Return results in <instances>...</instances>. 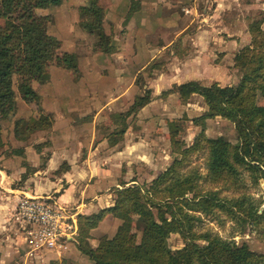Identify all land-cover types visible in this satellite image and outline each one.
Wrapping results in <instances>:
<instances>
[{"label":"rangeland","instance_id":"rangeland-1","mask_svg":"<svg viewBox=\"0 0 264 264\" xmlns=\"http://www.w3.org/2000/svg\"><path fill=\"white\" fill-rule=\"evenodd\" d=\"M98 3L105 12L107 0H98ZM45 8L54 15L51 13L42 15L39 9L43 8L35 9V14L40 17L47 16L46 32L55 37L60 43L57 51L59 57L57 61L49 64L46 74L49 78L50 67L53 71L57 70L59 77V88L57 90L65 96L69 95V98H62L60 102L55 98L54 103L58 105V109L67 106V116L71 119L70 122L74 127L89 124L90 129L93 117L91 108H98L100 105L98 102H100V113L95 123L99 136L106 138L108 141L115 140L114 145L120 147L124 142L126 131H129L128 137L131 140L136 138V133H138L136 114L123 116L128 112L134 99L139 95L149 94L150 101H154L151 111L157 116V125L153 128L150 126L142 131L143 135H147L148 140L146 141L150 145L148 149L150 163L146 159L141 164L131 163L130 168L133 171L132 175L136 183L127 186L138 185L146 188L154 177L171 165L174 159H182L176 174L178 176L191 174L192 177H196L194 182L200 192L214 191L219 198L229 202L232 198L240 197L241 193L248 192L251 199L255 203H259V211L264 208L263 179H259L257 184H253L248 172L243 168H238L237 179L228 175L213 181L209 178L206 169L207 149L205 144L198 149H190L184 152L200 134H203L206 138L222 136L234 146L240 144V139L236 133L234 123L226 118L217 116L207 118L204 121L200 120L199 122L202 125L199 122L194 123V118L207 111V105L199 95L193 94L184 99L177 92L180 84L192 80L202 85L217 83L223 87L234 86L239 82L243 70L236 65L235 55L243 47L251 45L250 25L256 26L255 28L258 26L262 34L257 33L256 35L259 39L264 38V0H223V3L216 0H185L180 6L175 7V18H172L166 10H160L159 14L164 16L162 17L163 24L152 31V34L148 37L134 35L132 45L135 47L132 46L130 52H123V50L118 49V41L114 40L115 37L111 33H107L109 32L105 28L107 23L104 25L103 22L102 30L111 38V50L105 52L104 45L99 47L98 33L88 31L81 26L84 17L80 15L79 8L77 14L72 15V13V16L67 15L60 5H49ZM74 19L73 29L68 30L66 25L73 26ZM170 25L173 27L171 30L168 29ZM162 26H165L166 29ZM117 35L116 37L120 39ZM142 39H146L150 47L159 48V52L155 54L153 59H151V56L154 52L147 53V50L140 51L136 48L137 42ZM162 45L164 48L160 49ZM71 46L73 50L68 51L67 49ZM66 53H72L77 58V70L74 72L67 69L69 75L67 70L62 69H65L66 66L63 62ZM95 53L99 54L94 55ZM194 55H199L198 61L190 62L191 57ZM78 58H80V67H78ZM91 58L96 59L97 68H93L88 63ZM113 58H118L119 61L124 60L127 63L124 64L123 61L121 64L115 65ZM130 58H132V62H129ZM136 62H147V64L141 66L138 63L135 64ZM69 76L72 77V81H69ZM80 76L83 77V80L80 79L79 82ZM19 81H24L29 85L34 83V86L38 87V82L29 76L15 74L13 88L15 97L18 98L20 97L17 90ZM86 89L89 92L88 95H78L81 90L85 91ZM154 91L157 92L156 97H153ZM119 92L122 96L115 98V95L117 96ZM171 93L177 95L178 99L173 95H169ZM98 94L100 96H97ZM30 101L38 102H36L38 115L29 118L36 119L40 115H48L50 116L51 125L45 124L49 127L33 129L31 122L28 127H25L22 123L18 126L17 137L24 139L26 143L40 142V148L44 144L49 147L51 145L50 136L55 138L51 131L55 123L54 115L41 112L42 110L39 107L40 97L27 100V102ZM256 102L264 105V93L257 92ZM61 103H63V106ZM105 104H107V107H104ZM80 114H83V117ZM12 115L0 119V127L4 121L11 120ZM58 115L63 123L65 114L63 116ZM82 118L84 120H81ZM160 121L163 127L159 125ZM124 125H126V129L121 135L119 132ZM62 126L58 125V130L63 128ZM170 127L174 128L173 132H169ZM82 133L84 131L80 135ZM85 133H88V131H85ZM171 134L173 135V144L170 139ZM3 152L6 153L7 151ZM44 152L47 154L48 149ZM45 156L40 160L38 167L43 166ZM65 167V165H62L61 170ZM26 170L21 179L12 184L13 186L26 185L24 181L27 178L29 167ZM122 183L123 181H121V187L123 186ZM111 192L114 202L116 198L115 189L112 188ZM23 196L25 195H21V198ZM188 198H190V195H188ZM15 213L16 208L13 211L14 217H16ZM195 215L201 218L200 222H195L197 230H209L212 234L234 240L236 243H246L251 250L264 254V233L259 232L261 229L246 225L245 231L241 232L242 227H239L236 220L232 219L223 210H215L207 215L204 213H195ZM132 218L135 220L136 216L132 215ZM120 223L121 221L118 218L110 214L104 216L93 228L94 230L90 229L87 232L85 242L95 248L98 239L101 236L112 237ZM128 239L132 244L140 242L141 225H133ZM197 242L203 244L202 241ZM167 244L175 256L182 255L184 241L178 233H171L167 238ZM26 249L29 250L27 244ZM39 251L36 250L29 256L33 257L35 252L39 255ZM52 260L74 264H94L77 249V239L74 244L68 245L61 252V255L58 256L54 253L51 259L41 260L39 264H47ZM10 262L20 264L23 263V260L16 257Z\"/></svg>","mask_w":264,"mask_h":264},{"label":"trees","instance_id":"trees-1","mask_svg":"<svg viewBox=\"0 0 264 264\" xmlns=\"http://www.w3.org/2000/svg\"><path fill=\"white\" fill-rule=\"evenodd\" d=\"M61 2L0 0V119L9 117L15 111L14 75H26L43 83L47 79L49 64L57 61L60 43L46 32L47 16H37L35 9L60 5ZM79 10L84 17L81 26L88 31H96L100 39L98 46L104 45V51H110L111 38L102 30L104 12L98 0H86ZM255 27H249L251 45L243 47L235 55L236 65L243 70L236 85H202L192 80L178 86L181 98L196 94L207 105V111L194 118V123L219 116L235 125L240 139L238 146L230 144L222 136L206 138L200 134L184 150L198 149L205 144L206 169L213 181L228 175L237 179L238 168L248 172L253 184H257L259 179L264 180V105L256 102L257 92L264 93V38H258L256 34H262V31ZM63 62L68 69L77 70L74 54L66 53ZM17 90L23 99L37 98L32 86L24 81L17 83ZM149 101V94L137 96L123 116L135 115ZM30 122L33 129L51 125L48 115H40L36 119H16L15 136L20 124L28 127ZM199 124L202 125L201 122ZM125 129L126 125L119 133L123 135ZM173 129L170 127L168 130L173 132ZM170 139L173 144L172 134ZM108 142L110 145L116 143L115 140ZM181 163L182 159H174L146 188L125 186L123 182L121 188H114L116 198L111 206L89 215L78 214L77 249L94 264H264V254L251 250L246 243H236L209 230H197L195 224L201 221L195 213L207 215L223 210L242 227L241 232L245 231L246 225H250L264 233V208L259 211V203H255L248 192L241 193L240 197L232 198L230 202L219 198L214 191L200 192L194 182L196 177L176 174ZM108 214L121 223L112 237L101 236L97 246L92 248L85 242L87 232ZM132 215L136 216L135 220ZM134 224L141 225V240L137 244L130 243L128 239ZM171 233H178L184 241L181 256H175L168 247L167 238ZM47 264L74 263L52 260Z\"/></svg>","mask_w":264,"mask_h":264},{"label":"crops","instance_id":"crops-1","mask_svg":"<svg viewBox=\"0 0 264 264\" xmlns=\"http://www.w3.org/2000/svg\"><path fill=\"white\" fill-rule=\"evenodd\" d=\"M216 1L223 3V0ZM85 2L86 0H62L60 6L64 12L66 11L67 15L72 13V15H75L79 6L84 5ZM184 2L185 0H107L103 23L104 25L107 23L105 27L109 31L107 33H111L115 37L114 40L118 41V49L123 50V52H130L134 35L148 37L152 34V31H155L157 27L163 24L162 17L164 16L159 14L160 10H166L172 18H175V7L180 6ZM39 11H41L42 15L49 13L54 15L47 8L39 9ZM72 23L73 26L66 25L68 30L73 29L75 19ZM162 27L165 28V26ZM168 27L170 30L173 28L171 25ZM60 40L62 41L61 38ZM145 40L142 39L137 42L136 48L140 51L147 50V53L150 51L154 52L151 56V59H153L155 54L159 52V48L150 47L147 40ZM163 48L164 46L162 45L160 49ZM67 50L72 51V46ZM97 54L99 53L94 55ZM198 59L199 55H194L191 57L190 62L198 61ZM95 60L91 58L88 61L93 68H97ZM113 61L115 65H119L124 60L119 61L118 58H113ZM132 61V58H130L129 62ZM126 63L124 61V64ZM137 63L141 66L147 64V62H136L135 64ZM80 64V58H78V67H80ZM62 69L67 70L68 68L65 66V69ZM69 78V81H72V77L69 76ZM80 79L83 80V77L80 76L79 82L81 81ZM58 84L57 70L53 71L52 67H50L49 78L47 76L46 81L38 83V87L34 86V83L31 84L37 98L40 97L39 107L42 110L41 112L54 115L55 123L51 131L55 138L50 136L51 145L49 147L44 144L40 148V142L26 143L24 139L16 137L14 133V121L16 119H27L38 115L37 101L35 103L27 102L21 96L19 98L15 97V111L10 117L11 120L1 123L0 264L10 263L16 257L23 260V263L20 264H39L41 260L47 261L54 255V252L43 249L39 251V255L35 252L33 257L29 256L32 252L26 249L24 229L13 215L21 195L52 196L60 204L76 207L78 214L89 215L112 205L113 195L111 189L121 187V181L126 186L136 183L132 175L133 171L130 168L131 163L141 164L145 161L144 159L150 163L148 160L150 145L146 141L148 140L146 138L147 135H143L142 131L150 126L153 128L157 125V116L151 111L154 101H150L136 113L138 130L136 138L129 139V131H126L124 133V142L120 147H117V145H110L106 138L100 137L96 128L95 123L100 113L101 103L98 102L100 104L98 108H91L93 117L90 129L89 124H81L74 127L70 122L71 119L67 116V106L60 108V110L58 105L54 103L55 98L59 102L62 98H69V95L65 96L57 90L59 88ZM83 94L88 95V90H81L78 95ZM169 95H173L178 99V96L173 93ZM97 96L100 95L98 94ZM120 96H122L121 92L117 96L115 95V98ZM156 96L157 92L154 91L153 97ZM61 104L63 106V103ZM104 107H107V104ZM58 114L62 116L65 114L63 123ZM81 116L83 117V114ZM81 120H84V118ZM161 121L163 122V120ZM161 121L159 125L163 127ZM58 125H63V128L58 130ZM83 131L84 133L80 135ZM85 131H88V133H85ZM72 132L73 134H71ZM47 149L48 152L45 154L44 151ZM3 151L7 152L4 153ZM44 155H46L45 162L42 167H38ZM62 164H65L66 167L56 173ZM27 167H29V171L24 181L26 185L21 187L13 186L12 184H15L26 173ZM71 244H74V242L68 243V245Z\"/></svg>","mask_w":264,"mask_h":264},{"label":"built area","instance_id":"built-area-1","mask_svg":"<svg viewBox=\"0 0 264 264\" xmlns=\"http://www.w3.org/2000/svg\"><path fill=\"white\" fill-rule=\"evenodd\" d=\"M15 215L31 252L46 249L59 256L68 243L76 242V207L60 204L52 196H23Z\"/></svg>","mask_w":264,"mask_h":264}]
</instances>
